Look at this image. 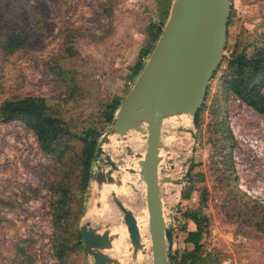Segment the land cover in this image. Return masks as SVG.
Here are the masks:
<instances>
[{"label":"rangeland","instance_id":"1","mask_svg":"<svg viewBox=\"0 0 264 264\" xmlns=\"http://www.w3.org/2000/svg\"><path fill=\"white\" fill-rule=\"evenodd\" d=\"M161 1L0 0V104L25 95L44 97L65 120H74L71 123L77 128L73 130L82 124L101 130L103 150L113 132L99 117V104L127 95L129 82L137 78L131 77L134 66L144 58L140 51L149 44L150 24L159 21ZM232 2L221 67L208 84L205 108L188 124L174 118L163 125L161 152L172 157L174 167L181 162V175L174 179L182 183L179 192L161 189L160 193L166 228L174 231L176 247L183 246L178 210L201 209L208 217L209 247L234 264H264V223H256L259 210L252 209L254 202L248 200L264 204V115L228 95L222 101V118L233 135L227 145H232L223 153L219 144L213 145V138L221 134L214 132L211 105L216 97L225 96L219 81L226 58L247 39L264 42V0ZM17 29L25 32L26 41L13 53L3 52V40ZM121 147L123 152L113 158L118 165L127 159V149ZM145 149L146 144L135 151ZM106 155L110 154L100 152L94 171L110 167ZM225 156L230 169L223 164ZM61 170L56 157L40 149L34 133L22 122L0 121V264H60L53 247L51 202L55 197L49 188ZM76 173L69 182L73 187L79 186ZM94 183L98 184L92 179L86 188L85 212L91 196L101 192L97 185L94 191ZM184 189H190L189 199H182ZM85 218L84 214L80 226L86 224ZM106 225L112 240L118 228H124L122 244L126 249L133 247L120 210L117 219ZM113 248L111 243L104 251L116 260ZM67 260L68 264H94L92 255L77 251Z\"/></svg>","mask_w":264,"mask_h":264},{"label":"water","instance_id":"2","mask_svg":"<svg viewBox=\"0 0 264 264\" xmlns=\"http://www.w3.org/2000/svg\"><path fill=\"white\" fill-rule=\"evenodd\" d=\"M230 12V0H174L153 51L116 110L110 127L123 141L128 133H136L145 140V151L135 152V157L140 159L139 176L145 183L152 264H171L160 193V184L170 182L171 178H159L158 174L161 131L168 120L182 116L194 119L202 106L207 86L223 59ZM126 149L128 155L133 153L129 147ZM105 161L110 166L106 171L99 169L92 173V179L98 184L115 180L113 173L118 165L109 155ZM174 182L182 183L181 180ZM111 197L122 212L131 244L134 249L141 247L133 212L114 192ZM100 229L101 226H82L84 246L93 256L94 264L116 263L104 251L112 243L108 225L102 232Z\"/></svg>","mask_w":264,"mask_h":264},{"label":"trees","instance_id":"3","mask_svg":"<svg viewBox=\"0 0 264 264\" xmlns=\"http://www.w3.org/2000/svg\"><path fill=\"white\" fill-rule=\"evenodd\" d=\"M174 0H162L159 4L157 17L158 22H151V33L147 36L148 46L140 51L141 57H149L158 41L164 25L169 17L171 5ZM231 1V12L227 24L231 22L233 13V2ZM27 36L22 29H17L14 33L2 42L3 52L13 53L21 48ZM227 42V40H226ZM250 50H253L249 53ZM221 64V63H220ZM145 63L138 60L134 66L131 77L138 76ZM220 65L218 70L220 69ZM213 74L212 77L218 72ZM212 79V78H211ZM219 88L225 96L216 97L211 105L212 117L214 119V132L220 133L221 137L213 138V145L219 144L223 153L228 149L227 143L233 138L229 126L222 118V101L233 95L241 100L255 112L264 115V42L258 44L255 39L244 42L240 47L231 51L226 58V68L222 70L219 81ZM210 85L207 86L206 93ZM207 94L204 97V102ZM124 98L114 96L99 104V117L110 129L114 122L115 112L123 102ZM203 102V103H204ZM205 105L199 108L195 114L197 118ZM0 121L22 122L30 129L37 140L40 149L47 155L55 156L61 165V173L58 178L50 184V192L55 197L51 202L53 210L54 253L60 264H68L67 257L72 252L87 254L82 236V226L80 220L85 214L86 188L92 180L94 165L101 152V130L93 125L82 124L79 130L72 125L74 120L67 121L59 113L55 112L49 102L41 96L25 95L6 99L0 104ZM79 142V146L76 145ZM224 166L230 169V163L225 156ZM193 168L190 164L189 170ZM77 170V171H76ZM79 177V186L70 185V178L74 173ZM202 174H199V178ZM80 192V195L77 193ZM190 190V189H189ZM182 191V199L190 198V191ZM248 199V196H246ZM254 202L252 209H258L257 224L264 223V204ZM182 224L179 230L186 232L184 242L192 244L191 248L179 249L169 245V258L171 264H220L226 260L219 250L207 245L206 235L208 234V217L198 210L180 211ZM192 221L196 225L194 231H187V221ZM69 232V236L66 234ZM167 240L170 241L171 230L166 231Z\"/></svg>","mask_w":264,"mask_h":264},{"label":"bare ground","instance_id":"4","mask_svg":"<svg viewBox=\"0 0 264 264\" xmlns=\"http://www.w3.org/2000/svg\"><path fill=\"white\" fill-rule=\"evenodd\" d=\"M182 119L184 120L185 124H188L189 119H187L186 116H182ZM185 124H183V127H185ZM138 141L139 144H137ZM128 143L131 144V147L133 148H131ZM122 144L125 148L130 147L131 149H133V153L131 155H128L127 152H125V155L127 156V159H125V163L123 165H118V163L113 160V158L120 152H123V149L121 147ZM144 145L145 140H141V137L136 133H128L127 139L124 141L117 133H112L108 136L106 143L103 144V151L110 154V158L112 156L111 160L118 165V170L114 172L115 180L113 183L93 184V188H95L97 185L99 186L101 192H96L91 196L89 205L85 212V225H89L92 227L94 225H100L102 227L100 232L104 230L105 224H109V222H111L112 220H116L117 216L119 215L120 209L117 208L111 197L112 192H114L116 194V197L119 198L124 203V205L133 212L140 234L141 247L137 249H134V247L126 249L125 245L123 246L121 240V237L124 234L123 233L121 235V231H123L124 228L121 227V229H123H120L121 231L118 228V230L116 231L118 236H115L116 238H113L112 240V245L114 244L113 257H115L117 261L113 264H148L151 257L148 213L145 204V183L139 176L138 161L140 159L135 157V150ZM160 156L161 161L158 167L159 178L165 176L170 178L172 177L170 182H163L160 184V190L163 189L164 191H170L172 193L173 191L174 193L179 192L180 184L174 182V177L181 173V162L175 163L174 167V163H171L170 161V159H172L171 156H166L165 154H163V152H160ZM128 169H133L134 172H129L127 171ZM95 190L96 188L94 189V191ZM99 221L102 224H100ZM125 230L127 231V229ZM125 239L127 238L125 237ZM126 246L128 247V245Z\"/></svg>","mask_w":264,"mask_h":264},{"label":"crops","instance_id":"5","mask_svg":"<svg viewBox=\"0 0 264 264\" xmlns=\"http://www.w3.org/2000/svg\"><path fill=\"white\" fill-rule=\"evenodd\" d=\"M195 229H196L195 223L190 221V220L187 221V231H194ZM180 232L183 233V238H182L183 246H182V248L180 246L178 248L179 249L191 248L192 244L184 242V238L186 237V232H182V231H180ZM171 233L172 234H171V237H170V241H168V247H169V245H171V247L173 248V247H176V243H175V240H174V238L176 236H174V231L173 230H171ZM220 264H234V263L230 259H228V260L226 259L223 262H221Z\"/></svg>","mask_w":264,"mask_h":264},{"label":"built area","instance_id":"6","mask_svg":"<svg viewBox=\"0 0 264 264\" xmlns=\"http://www.w3.org/2000/svg\"><path fill=\"white\" fill-rule=\"evenodd\" d=\"M148 58L144 57L143 58V62H146ZM134 81H130L129 84H130V87L133 85ZM166 219V217H165ZM166 225H167V219H166Z\"/></svg>","mask_w":264,"mask_h":264}]
</instances>
